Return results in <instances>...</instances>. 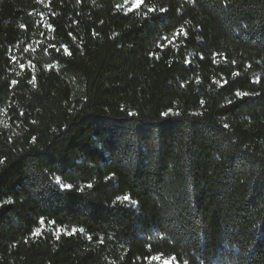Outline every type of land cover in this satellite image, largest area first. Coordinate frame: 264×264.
Returning a JSON list of instances; mask_svg holds the SVG:
<instances>
[{
    "label": "trees",
    "instance_id": "1",
    "mask_svg": "<svg viewBox=\"0 0 264 264\" xmlns=\"http://www.w3.org/2000/svg\"><path fill=\"white\" fill-rule=\"evenodd\" d=\"M162 260L264 264V0H0V264Z\"/></svg>",
    "mask_w": 264,
    "mask_h": 264
},
{
    "label": "snow or ice",
    "instance_id": "2",
    "mask_svg": "<svg viewBox=\"0 0 264 264\" xmlns=\"http://www.w3.org/2000/svg\"><path fill=\"white\" fill-rule=\"evenodd\" d=\"M134 4L136 5L137 8H139L143 3L144 0H133ZM149 11H154V9H149ZM161 11L163 12L164 10L161 9ZM237 95H241L240 93H237ZM67 188H71V185H67ZM128 197H125V200H127Z\"/></svg>",
    "mask_w": 264,
    "mask_h": 264
},
{
    "label": "rangeland",
    "instance_id": "3",
    "mask_svg": "<svg viewBox=\"0 0 264 264\" xmlns=\"http://www.w3.org/2000/svg\"><path fill=\"white\" fill-rule=\"evenodd\" d=\"M160 264H174L172 260H162L160 261Z\"/></svg>",
    "mask_w": 264,
    "mask_h": 264
}]
</instances>
